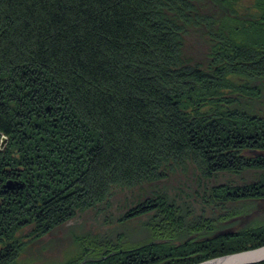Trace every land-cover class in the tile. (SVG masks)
I'll list each match as a JSON object with an SVG mask.
<instances>
[{"label":"trees","instance_id":"1","mask_svg":"<svg viewBox=\"0 0 264 264\" xmlns=\"http://www.w3.org/2000/svg\"><path fill=\"white\" fill-rule=\"evenodd\" d=\"M242 1L0 0V136L12 141L0 151V264H15L26 236L44 238L109 199L114 184L169 179L179 158L208 175L264 167L251 151L264 153V109L250 103L263 98L264 0ZM227 89L238 92L235 105ZM253 178L213 187L232 203L258 201L264 173ZM157 188L121 219L164 207ZM213 219L185 245L160 249L161 264L264 245V226L207 239ZM138 249L81 264L157 261Z\"/></svg>","mask_w":264,"mask_h":264},{"label":"rangeland","instance_id":"2","mask_svg":"<svg viewBox=\"0 0 264 264\" xmlns=\"http://www.w3.org/2000/svg\"><path fill=\"white\" fill-rule=\"evenodd\" d=\"M242 2L249 6L255 5L256 0H243ZM251 13L257 16L260 11L254 8ZM232 77L234 81H240L236 76L233 75ZM260 83L262 100H256L253 97L250 101L257 113L258 109H264V82L261 81ZM233 91L227 89L224 97L225 99L228 97V101H232L229 103L230 106L235 105L236 96L239 95L238 92ZM3 138L5 141L1 146ZM11 142L6 135H1L0 151L6 147L9 148ZM251 151L255 156H264L263 152H255L254 149ZM199 165L202 164L193 161L184 163L179 158L168 164L170 177L167 180L160 178L159 181L156 180L155 183L157 184L152 183L154 185L150 186L144 182L141 184L144 178L140 177L135 179L133 187L132 184H127L125 188H120V185L114 184V194L109 199L96 203L89 208L90 205L76 213L55 233L49 231L48 236L44 238H42L43 236L34 238L32 234L29 238L26 236V241L20 245L21 248L24 247V250L21 249L22 253L17 252L18 254H15V264H81L86 261L97 263L110 255L112 251L108 252L107 249L124 246L131 250H135V247L140 250L146 249V251L153 249L158 255L157 261L153 264H161L167 262V259L160 255V249L185 245V243L195 239L197 234H195L194 228L203 221L206 222L209 219L214 221L213 218H215V225L219 224L213 231L207 233V239L231 236L239 231H248L249 228L256 229L264 226V197L258 201H251L249 198L242 197L232 203L224 196H218L219 192L216 193L213 187L215 186L218 190V186L225 185L229 179L232 181V185L239 181L241 185L251 182L254 180L253 177H258L264 173V167L248 166L238 174L236 173L237 175L235 173L216 172L208 175ZM8 181L11 180H7L6 183ZM18 185L22 187V183ZM156 186H158L157 191L160 194V200L162 202L165 200L164 207L130 219H121V211H125V208L133 205L137 200L144 199L142 198L145 194L143 189L148 190L147 193H149L151 188H156ZM85 202L87 203V201ZM224 206H227L232 213L227 212L222 215L223 212H226ZM182 222H184L187 231H184V236L179 235V231L183 227ZM21 230L18 228L14 235L18 232H21L20 235L23 234L25 229ZM220 231H225V233L217 234ZM17 235L19 236V233ZM139 249L132 252L137 253ZM94 251L98 252V256H95L96 253L92 255ZM182 257L181 255L180 259L183 260ZM189 257L185 258L189 259ZM80 259L83 260L80 261ZM207 259L190 264H197ZM260 262H264V258L245 264H258Z\"/></svg>","mask_w":264,"mask_h":264},{"label":"water","instance_id":"3","mask_svg":"<svg viewBox=\"0 0 264 264\" xmlns=\"http://www.w3.org/2000/svg\"><path fill=\"white\" fill-rule=\"evenodd\" d=\"M4 141L5 140L3 138L1 142V146L3 145ZM5 186L11 187L12 181H8L5 184ZM221 233H225V231H220L217 234H221ZM263 258H264V245L253 248V249L240 251L237 253H231V254H226L223 256H218L216 258L208 259V260L199 262L197 264H203V263L204 264H245V263H249L252 261H258ZM215 259H218V260H215ZM210 260H215V261L208 262Z\"/></svg>","mask_w":264,"mask_h":264},{"label":"bare ground","instance_id":"4","mask_svg":"<svg viewBox=\"0 0 264 264\" xmlns=\"http://www.w3.org/2000/svg\"><path fill=\"white\" fill-rule=\"evenodd\" d=\"M18 183H14V182H12V186L11 187H6L5 186V188H12V187H14L15 185H17ZM19 186V185H18ZM262 246V245H261ZM251 249H253V248H251ZM245 250H248V249H245ZM241 251H244V250H241ZM237 252H240V251H236V252H233V253H237ZM231 254V253H230ZM220 256H223V255H220ZM216 257H218V256H215V257H213V258H216ZM209 259H212V258H209ZM208 260V259H207ZM215 260H218V259H215ZM215 260H210V261H208V262H211V261H215ZM208 262H206V263H208ZM204 264V263H203Z\"/></svg>","mask_w":264,"mask_h":264}]
</instances>
